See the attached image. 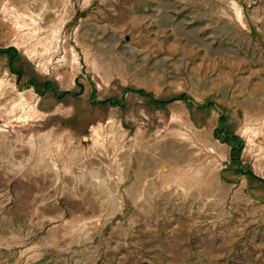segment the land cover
I'll return each mask as SVG.
<instances>
[{
	"label": "rangeland",
	"instance_id": "obj_1",
	"mask_svg": "<svg viewBox=\"0 0 264 264\" xmlns=\"http://www.w3.org/2000/svg\"><path fill=\"white\" fill-rule=\"evenodd\" d=\"M0 264H264V0H0Z\"/></svg>",
	"mask_w": 264,
	"mask_h": 264
},
{
	"label": "trees",
	"instance_id": "obj_2",
	"mask_svg": "<svg viewBox=\"0 0 264 264\" xmlns=\"http://www.w3.org/2000/svg\"><path fill=\"white\" fill-rule=\"evenodd\" d=\"M235 149V148H234ZM234 160H236V158L235 157H232Z\"/></svg>",
	"mask_w": 264,
	"mask_h": 264
}]
</instances>
